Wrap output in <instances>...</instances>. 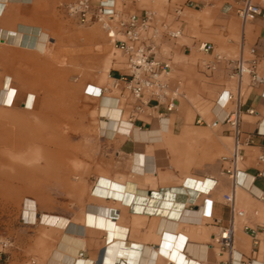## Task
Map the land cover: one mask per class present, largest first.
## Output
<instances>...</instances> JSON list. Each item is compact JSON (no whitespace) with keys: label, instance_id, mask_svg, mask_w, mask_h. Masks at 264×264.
I'll use <instances>...</instances> for the list:
<instances>
[{"label":"crops","instance_id":"obj_1","mask_svg":"<svg viewBox=\"0 0 264 264\" xmlns=\"http://www.w3.org/2000/svg\"><path fill=\"white\" fill-rule=\"evenodd\" d=\"M60 1L0 0V97L7 89L16 90L12 104L3 105L0 100V107L32 106L36 97L31 92L32 76L38 65L31 60L43 61L50 44L56 43L54 35L63 29L57 11ZM188 1L126 0L129 12L152 10L159 27L167 24L181 29L178 38L162 37L156 53L172 62L171 82L182 93L178 107L171 113L163 108L139 110L123 82L97 97L101 146L95 178L100 182L105 175L109 182H119L125 197L113 195L112 190L99 196L95 186L78 221L64 216L69 220L67 230L30 222L41 226L45 236L54 232L61 236L60 240H33L42 246L40 264H231L233 258L243 264H264V162L259 160L264 151V18L244 24L234 10L238 5L234 0H215L200 9L186 7L178 15L176 9ZM257 2L264 8V0ZM227 4L233 6L230 12L223 9ZM202 41L214 44L213 52L203 51L212 60H185L196 58L194 46ZM241 56L256 60L260 81L247 86L240 136L244 168L233 188L219 153L223 149L221 136L226 133L225 138H233L226 131L229 126L221 122L232 106L226 94L235 86L229 60ZM113 66L106 57L107 75L99 82L108 78L113 82L120 75L118 69L126 72L125 65ZM210 102H214L211 111ZM198 105H206L199 111L212 117L213 127L222 124L221 130L210 132L206 119L208 125L198 123L202 115L192 122ZM248 108L255 112L248 113ZM233 191L245 215L235 220L232 255L218 248L216 238L231 221L224 195ZM98 206L108 210L119 236L98 226H84L85 211ZM164 219L172 221L171 230L161 229ZM246 227L259 232L258 245ZM65 231L76 240H61ZM16 252L17 261L23 260V252ZM67 256L72 257L71 263Z\"/></svg>","mask_w":264,"mask_h":264},{"label":"rangeland","instance_id":"obj_2","mask_svg":"<svg viewBox=\"0 0 264 264\" xmlns=\"http://www.w3.org/2000/svg\"><path fill=\"white\" fill-rule=\"evenodd\" d=\"M62 1L65 0L60 3ZM60 3L57 11L64 26L54 35L56 43L50 44L49 54L44 56L43 61L35 58L31 60L38 65L32 76L31 92L36 96L32 107H0V238L12 243L10 247L3 249L0 263L6 261V264H40L38 258L42 246L33 240L61 238L59 232L45 236L41 226L30 224L43 223L40 218L42 213L61 214L74 218L75 221L83 215L91 189H94L97 181L95 175L101 146L98 134L100 100L87 95L86 90L88 88L90 92H98L101 86L112 83L109 78L99 82V78L107 75V69L104 68L106 57L112 60V68H123L125 65V58L110 43L99 24H79L60 9ZM194 47L196 58L186 57L185 60H212L198 49L197 44ZM189 53L188 51L186 54ZM233 81L235 88L236 82ZM214 102L208 104L210 111ZM59 104L62 119L56 128L63 135L60 137L68 138L67 152L65 151L61 164L53 158L45 157L44 146L41 145L42 137L52 139V134L40 131L43 124L44 129L51 124V118ZM201 106L206 107L198 105L193 110L192 122L195 123L197 115H202L211 125L208 128L210 132L221 130L222 124L213 127L212 117L199 111ZM226 131L230 133L228 129ZM26 134L29 139L25 145L13 144L18 137ZM210 134L209 151L212 150V133ZM226 135L225 133L224 136ZM9 136L13 141L6 144ZM223 137L221 136L223 149L220 150L219 157L226 167L228 163L224 158L229 157L233 151L235 139ZM45 146L52 148L54 143L50 141ZM8 163L27 168L29 173L18 175L11 171ZM241 168H244V161ZM28 198L36 203V214L33 218L25 213L28 209L25 205ZM23 218L29 223H25ZM16 251L23 252V260L17 261Z\"/></svg>","mask_w":264,"mask_h":264},{"label":"built area","instance_id":"obj_3","mask_svg":"<svg viewBox=\"0 0 264 264\" xmlns=\"http://www.w3.org/2000/svg\"><path fill=\"white\" fill-rule=\"evenodd\" d=\"M214 1L189 0L179 6L176 13L178 15L182 14L186 7L200 9L212 4ZM234 1L238 2L234 10L244 24L259 17L264 18V8L257 0ZM118 2L124 5L126 0H65L59 5L67 16L77 20L81 25L99 24L109 40L126 58V72H121L123 69H118L120 75L114 77V81L110 85L101 86L98 92L96 90L90 92L87 88L86 94L101 97L111 88L117 87L119 82H123L136 100V106L139 110L145 107L163 108L166 113H171L177 109L178 99L182 93L180 88L174 87L171 82L172 62L158 58L156 53L158 42L162 37L178 38L182 33L181 29L171 28L167 24H161V27H159L156 21V12L152 10H146L142 13L129 12L125 5H119ZM223 9L225 12H230L233 6L227 4ZM198 45L199 49L204 52H213L215 49L212 42L202 41ZM229 63L232 65L231 77L235 80L236 87L226 95L232 106L221 122L229 126V131L235 139L233 151L229 157L224 158L228 163L224 168V172L233 181L234 188L237 185L238 175L242 171L241 164L245 159L240 136L247 86L256 84L260 79L256 73L255 59L246 60L241 56L230 59ZM247 78L250 79L249 82H247ZM247 112L254 113L255 110L248 108ZM197 121L208 125L201 116ZM259 160L264 162V151L259 155ZM224 199L230 208L232 218L228 226L220 229L216 244L221 250L233 255L235 253V220L237 217L245 215V209L237 204L234 191L225 194ZM262 199L264 200V197ZM23 220L25 223H29L24 218ZM246 230L253 236L254 245H258L259 232L249 227H246ZM11 245L12 243L9 240L0 238V259L3 249ZM80 255L83 256L84 252H81ZM5 262L0 264H6ZM231 264H243V261L233 258Z\"/></svg>","mask_w":264,"mask_h":264},{"label":"bare ground","instance_id":"obj_4","mask_svg":"<svg viewBox=\"0 0 264 264\" xmlns=\"http://www.w3.org/2000/svg\"><path fill=\"white\" fill-rule=\"evenodd\" d=\"M110 43L112 45H114V43H112L111 41H110ZM198 44H197V47L199 46ZM198 49H199V47H198ZM10 89H11V91H9V89L5 90L4 95H1V97H0V100H1V102H3V105H7V104L11 105L12 102H13L12 100H13L14 92L16 90L14 88H10ZM33 103H34V101H33ZM30 107H32V106H30ZM61 111H62V109L60 108V104H59V105H57V108H55V112L53 113V117L51 118V124H48L46 129H44V124H43L42 125L43 129L40 130L41 132H44V133L45 132H49L50 134H52V137H51L52 139L46 138L45 136H44V138L42 137L41 145L44 146V155H45V157L47 159L53 158L55 161H57L58 164H61L63 162V160H64V153H65V151L67 152L66 146H67V142H68V138L64 139V137H60V135H62V134H60L57 131V128H56L57 124L62 119ZM108 115H109V113H108ZM114 117H115V115H114ZM42 118H43L42 120L44 122V114L42 115ZM7 132H9V131H7ZM20 133H23V131H20ZM8 135H9V133H8ZM27 139H29V136L26 134L24 136L18 137V139L15 140L13 144L16 143L17 146H23V145L26 144V140ZM12 141L13 140L9 136L8 139L6 140V144H10V143H12ZM50 141L54 143V147H52V148L45 146V144H47ZM8 164H10L11 171H15L18 175L20 174L22 176V175H25V174L29 173L27 168H19V167H16L15 165H13L12 163H8ZM2 171H3L2 173L5 172L4 169ZM101 177H102V180L99 182L98 179H97V181L95 183V186H97V192L99 193L97 195H99V196L103 195L104 196V195L107 194V192H111V190H112L113 195L125 197V192H123V188L121 187V185H119V182H111V181L109 182V177L105 176V175H102ZM95 186H94V188H95ZM197 187L198 186L195 185L194 186V190H196ZM128 189L129 190H133L134 188L132 186H129ZM131 197L132 196H130V198ZM169 197H171V196H169ZM147 202H149V201H147ZM25 205L28 208V209L25 210L26 215L27 216L28 215H32V218H33L34 215L36 214V203H35V201L28 198V199H26ZM89 208H92V206L90 207V205H89ZM149 209L153 210L154 208L150 207ZM40 218H41V220H43V223L48 224L50 226H53V227L58 226V227H61V228L65 229V230H67L69 228V220L66 217H64V216L55 215V214L53 215L51 213H47V214L46 213H42L40 215ZM171 222H172L171 220L164 219L163 223L161 225V229H163V228H169L170 229V227L172 226ZM83 224L86 227H95L96 226V228H97V226H98L100 229H102L104 231L109 230V232H110V234H112V236H114V235H118L119 236L120 235L119 233H116V228L117 227H116V225H114L113 220L108 215V210H106L105 208H100V206H98L95 210L88 209V210L85 211ZM171 229H172V227H171ZM61 240H76V239L72 235H70L67 231H65L64 236L62 237ZM67 261L69 263H71L72 257L69 256L67 258ZM78 264H82V262H79Z\"/></svg>","mask_w":264,"mask_h":264}]
</instances>
